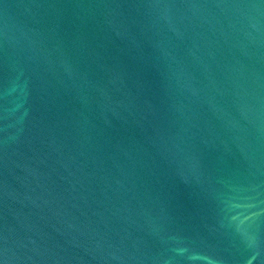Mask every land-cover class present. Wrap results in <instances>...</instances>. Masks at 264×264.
Listing matches in <instances>:
<instances>
[{"label": "water", "instance_id": "1", "mask_svg": "<svg viewBox=\"0 0 264 264\" xmlns=\"http://www.w3.org/2000/svg\"><path fill=\"white\" fill-rule=\"evenodd\" d=\"M0 264H264V0H0Z\"/></svg>", "mask_w": 264, "mask_h": 264}]
</instances>
